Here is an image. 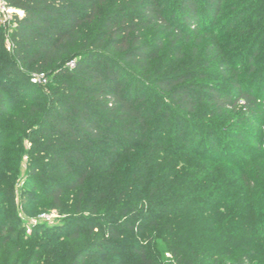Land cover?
I'll return each mask as SVG.
<instances>
[{
    "label": "trees",
    "instance_id": "obj_1",
    "mask_svg": "<svg viewBox=\"0 0 264 264\" xmlns=\"http://www.w3.org/2000/svg\"><path fill=\"white\" fill-rule=\"evenodd\" d=\"M6 1L24 15L8 45L0 24V264L101 244L125 258L106 264H264V0ZM215 65L228 86L198 81ZM27 138L24 194L74 212L62 235L18 214L5 164Z\"/></svg>",
    "mask_w": 264,
    "mask_h": 264
},
{
    "label": "rangeland",
    "instance_id": "obj_2",
    "mask_svg": "<svg viewBox=\"0 0 264 264\" xmlns=\"http://www.w3.org/2000/svg\"><path fill=\"white\" fill-rule=\"evenodd\" d=\"M14 18L15 16H13L10 22L9 21L3 22L2 19L0 18V24L3 25L5 29L4 35H5L7 45L10 43V35L15 26ZM221 22H222V19L220 17L216 23L220 24ZM153 37H154V34L150 33V35L148 36V39L152 40ZM166 44H168V41L166 42ZM190 46L191 44H188L186 46V51L187 49L190 48ZM198 81L205 82V83H212V84L220 83L225 86H228V83H229L227 80H225V77L223 76V72L218 65H215L213 67L210 77H207L206 79H203L202 81L198 79ZM17 140L18 139L14 138L13 140L8 141L5 147H8L11 151H15V152L18 151L19 145L17 144ZM31 147H32V144L29 138H27L22 144V147H20L21 149L24 148L23 151L19 150L20 152L18 154L12 153V154H8L7 156L9 161H17L20 159L21 160L20 163L14 164V163L6 162L5 164V165H8V167H15L13 169H18V170L20 169L19 170L20 174L18 176L17 174L16 175L12 174L11 176H9L10 185L14 187L13 195L15 196V199L18 202V207H19L18 214L22 218V221L25 222V225L27 227V233H31V232H28V229L31 228L32 225H37L38 223L37 221H40V222H47L49 225H54V224L57 225V228L54 230H51V232H54L57 234L59 233L62 235L72 229L73 224L70 221H68L69 219L68 217L70 218L73 217L75 215L74 212L69 211L67 213L62 214L61 211H58L51 207L49 200H46V201L43 200L40 204H34V203L30 204L29 201H33L34 198L24 194L25 187L29 186L28 183H25V179H26V166L30 159L28 151H30ZM4 197H5L4 194H2V196H0V201L3 200ZM21 206H25L24 210H26V212L21 208ZM0 209H1V205H0ZM44 214L49 215L51 220H43L41 216ZM34 221H36L37 223ZM0 229L5 230L6 225L0 223ZM44 231H47V229L44 227H41L39 230H37V233H42ZM130 243H133L132 239H128L123 242V247L125 248V250L128 249L127 244L129 245ZM105 245L106 244H101L100 246H93V247L89 245H85V246H81L80 249H83V248L85 249L87 247L90 250H92L94 254H96V256L94 255L93 258L88 262L89 264H106L107 261L112 258L115 259V261H125V258H123V256L119 254H115V253H110L109 251L110 249H112V247L111 246L108 247ZM9 247L10 245L2 249L0 253L1 259L4 258V256H6V254L8 253ZM161 260H162L161 262L162 264H174V260L172 259L169 253L161 257ZM129 264H143V263H141L137 258H134V260L131 261Z\"/></svg>",
    "mask_w": 264,
    "mask_h": 264
},
{
    "label": "built area",
    "instance_id": "obj_3",
    "mask_svg": "<svg viewBox=\"0 0 264 264\" xmlns=\"http://www.w3.org/2000/svg\"><path fill=\"white\" fill-rule=\"evenodd\" d=\"M19 15L22 17L24 15L23 10H19L13 6H10L6 0H0V18L2 19L3 22H10V20L13 18L15 15ZM70 66L73 65V63L69 64ZM33 83H38V84H46L48 82V78L45 74H40V75H35L32 78ZM43 220H51L50 216L47 214H44L41 216ZM36 222V221H34ZM37 223V222H36ZM28 232L30 231V228L28 229Z\"/></svg>",
    "mask_w": 264,
    "mask_h": 264
}]
</instances>
